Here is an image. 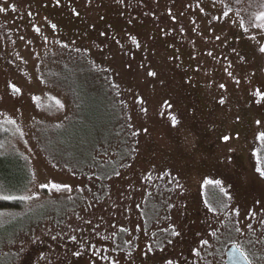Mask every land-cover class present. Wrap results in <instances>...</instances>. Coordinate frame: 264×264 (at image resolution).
I'll return each instance as SVG.
<instances>
[{
	"label": "rangeland",
	"instance_id": "1",
	"mask_svg": "<svg viewBox=\"0 0 264 264\" xmlns=\"http://www.w3.org/2000/svg\"><path fill=\"white\" fill-rule=\"evenodd\" d=\"M0 9V151L30 172L0 187L24 200L0 211V264H226L232 244L264 264V0ZM83 64L125 127L95 151L111 171L82 163L112 119L76 110Z\"/></svg>",
	"mask_w": 264,
	"mask_h": 264
},
{
	"label": "trees",
	"instance_id": "2",
	"mask_svg": "<svg viewBox=\"0 0 264 264\" xmlns=\"http://www.w3.org/2000/svg\"><path fill=\"white\" fill-rule=\"evenodd\" d=\"M67 72V73H66ZM97 69L94 66H87L85 64L74 68L73 72L65 70V80L68 82V87L71 84V91L75 97L76 110L86 109L84 103L90 101L95 102L102 109H107L110 120V131L105 135H100L98 141L95 142L92 149V154L89 160H83L82 163L95 165L100 171L101 167H107L109 171L113 170L116 161L114 159L103 160L99 153L95 154L96 149L108 144L115 136H118L125 127L119 126L117 118L114 116L116 107L107 87L101 80H98L96 75ZM78 77L77 80H72L71 77ZM85 101V102H84ZM84 102V103H83ZM107 117V116H106ZM117 139V138H116ZM97 152V151H96ZM16 165V166H14ZM30 181V172L24 158L16 152L0 151V187L6 191L20 193ZM12 185V189L8 188ZM24 204L22 197L16 195L15 197L0 196V211L3 209H20Z\"/></svg>",
	"mask_w": 264,
	"mask_h": 264
},
{
	"label": "water",
	"instance_id": "3",
	"mask_svg": "<svg viewBox=\"0 0 264 264\" xmlns=\"http://www.w3.org/2000/svg\"><path fill=\"white\" fill-rule=\"evenodd\" d=\"M226 264H251V261L243 252V250L237 245H230L225 252Z\"/></svg>",
	"mask_w": 264,
	"mask_h": 264
},
{
	"label": "snow or ice",
	"instance_id": "4",
	"mask_svg": "<svg viewBox=\"0 0 264 264\" xmlns=\"http://www.w3.org/2000/svg\"><path fill=\"white\" fill-rule=\"evenodd\" d=\"M12 7H13V10H15V5H13ZM2 10L3 9H0V11H2ZM260 16L264 17V13H261ZM260 51L264 52V48H261ZM221 87H224V85H221ZM173 123L174 124L176 123L175 119H173ZM261 138L264 139V133L261 134ZM224 139L227 140L228 137L225 136ZM257 170L261 172V175H264V170L259 169V168ZM44 186L47 187V185H44ZM53 187H59V185L53 184ZM26 198H29V197H26ZM177 235H178V233H177ZM169 264H171V261H169Z\"/></svg>",
	"mask_w": 264,
	"mask_h": 264
}]
</instances>
